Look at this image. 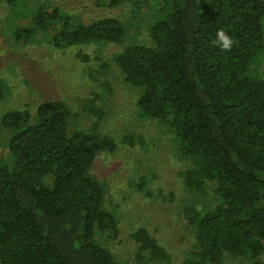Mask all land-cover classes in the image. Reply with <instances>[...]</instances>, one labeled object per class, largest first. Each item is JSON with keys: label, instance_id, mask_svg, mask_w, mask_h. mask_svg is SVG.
<instances>
[{"label": "trees", "instance_id": "1", "mask_svg": "<svg viewBox=\"0 0 264 264\" xmlns=\"http://www.w3.org/2000/svg\"><path fill=\"white\" fill-rule=\"evenodd\" d=\"M28 1L29 34L61 23L58 46L121 44L133 29L114 15L84 22L48 0ZM93 1H127L150 15L147 37L114 58L140 89L141 113L175 134L186 183L206 201L185 207L196 242L183 264H264V0ZM221 28L234 40L227 52L212 43ZM70 124L61 100L0 117V144L12 131L0 155L1 264H128L104 244L118 237L119 220L91 173L117 142ZM133 184L143 189L145 178ZM134 236L140 260L165 264L167 249L148 228Z\"/></svg>", "mask_w": 264, "mask_h": 264}, {"label": "rangeland", "instance_id": "2", "mask_svg": "<svg viewBox=\"0 0 264 264\" xmlns=\"http://www.w3.org/2000/svg\"><path fill=\"white\" fill-rule=\"evenodd\" d=\"M48 2L84 22L114 15L132 23V32L121 44L58 46L54 37L61 23H55L51 32L29 34L31 3L0 0V117L17 108L35 114L41 102L61 100L71 111V132L96 127L110 134L116 150L101 152L91 167L106 190L107 208L119 220L118 237L103 240L105 246L128 264H157L140 260L137 254L134 232L146 227L167 249L165 264H183L196 242L185 207L201 208L206 201L186 183L187 163L180 157L175 134L167 124L141 113L140 89L126 81L114 58L147 37L150 15L127 1L116 8L98 6L93 0ZM3 132L0 155L8 152L12 131ZM141 176L145 187L138 189L133 183Z\"/></svg>", "mask_w": 264, "mask_h": 264}, {"label": "clouds", "instance_id": "3", "mask_svg": "<svg viewBox=\"0 0 264 264\" xmlns=\"http://www.w3.org/2000/svg\"><path fill=\"white\" fill-rule=\"evenodd\" d=\"M214 46L218 47L221 51H230L233 47V38L223 29H218L215 38L212 40Z\"/></svg>", "mask_w": 264, "mask_h": 264}]
</instances>
